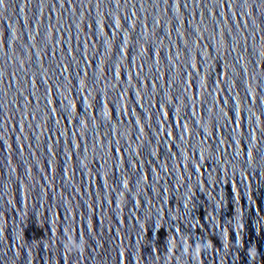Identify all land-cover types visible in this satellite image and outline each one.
I'll list each match as a JSON object with an SVG mask.
<instances>
[{
  "label": "water",
  "instance_id": "obj_1",
  "mask_svg": "<svg viewBox=\"0 0 264 264\" xmlns=\"http://www.w3.org/2000/svg\"><path fill=\"white\" fill-rule=\"evenodd\" d=\"M0 264H264V0H0Z\"/></svg>",
  "mask_w": 264,
  "mask_h": 264
},
{
  "label": "clouds",
  "instance_id": "obj_2",
  "mask_svg": "<svg viewBox=\"0 0 264 264\" xmlns=\"http://www.w3.org/2000/svg\"><path fill=\"white\" fill-rule=\"evenodd\" d=\"M75 246V245H74Z\"/></svg>",
  "mask_w": 264,
  "mask_h": 264
}]
</instances>
